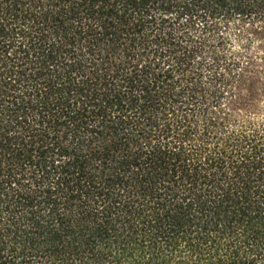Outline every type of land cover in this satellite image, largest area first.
<instances>
[{"label":"trees","instance_id":"trees-1","mask_svg":"<svg viewBox=\"0 0 264 264\" xmlns=\"http://www.w3.org/2000/svg\"><path fill=\"white\" fill-rule=\"evenodd\" d=\"M0 264H264V0H0Z\"/></svg>","mask_w":264,"mask_h":264}]
</instances>
